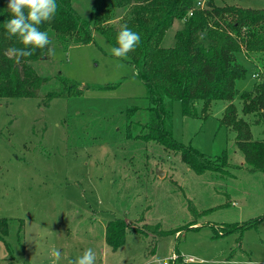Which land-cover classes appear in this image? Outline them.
I'll return each instance as SVG.
<instances>
[{
	"label": "rangeland",
	"instance_id": "rangeland-1",
	"mask_svg": "<svg viewBox=\"0 0 264 264\" xmlns=\"http://www.w3.org/2000/svg\"><path fill=\"white\" fill-rule=\"evenodd\" d=\"M93 1L71 3L90 18ZM202 1L264 8V0ZM126 11L116 8L109 23L118 24ZM181 27L175 20L160 45H172ZM92 34L94 41L64 49L49 32L55 55L32 62L37 74L49 77L38 96L0 98V217L9 221L0 264H56L53 248L62 252L59 264L88 248L96 264H264V173L239 166L235 132L219 124L225 101L213 100L206 115L196 101L195 114L184 115L181 102L172 100L170 129L174 140L210 156L231 148L228 173L198 174L154 141L126 139L125 110L136 106L131 117L145 119L146 89L132 65L107 51L113 46L103 34ZM235 55L246 68L232 101L240 112V94L251 90L256 76L243 51ZM58 72L88 88L44 106ZM106 84L116 85L97 89ZM243 117L252 136L264 138V123ZM119 218L129 227L112 249L103 226ZM228 223L250 226L221 235Z\"/></svg>",
	"mask_w": 264,
	"mask_h": 264
},
{
	"label": "trees",
	"instance_id": "trees-1",
	"mask_svg": "<svg viewBox=\"0 0 264 264\" xmlns=\"http://www.w3.org/2000/svg\"><path fill=\"white\" fill-rule=\"evenodd\" d=\"M195 0H94L90 18H83L72 6L71 0H56L57 10L51 21L39 25L64 49L71 45L94 41L92 29L103 34L113 46L120 26L127 24L140 35L138 46L123 58L135 69L137 78L146 89L145 119L134 120L131 115L137 107L125 110L124 137L140 141H154L164 149L178 153L181 160L195 173L217 170L228 173L231 148L219 156H210L190 145L173 139L170 129V102H181L184 115L195 114L194 103L202 102L201 113L206 115L213 100L225 101L219 124L235 132L234 147L243 156L240 167L264 173V138H254L250 123L243 116L250 115L253 124L264 123V8L240 7L232 4L194 5ZM8 0H0V98H32L49 77L36 73L32 62L49 57L48 49L36 48L20 64L4 55L10 47H25L17 37L8 38L5 29L11 17ZM127 7L126 15L118 24L112 21L114 10ZM175 20L182 27L173 36V43L160 45L166 30ZM50 36V35H49ZM30 47V46H29ZM243 51L255 67L256 79L251 90L240 94L241 110L237 111L233 99L237 93L235 82L245 76L246 68L236 59ZM58 86L44 94L41 104L46 106L52 98L78 96L87 86L70 80L60 72L55 76ZM116 84L97 86L112 88ZM202 115V116H203ZM137 129V130H136ZM134 131H137L134 133ZM232 145V147H233ZM22 223L19 225V231ZM221 235L242 231L250 223H228ZM129 227L123 219L104 224V238L112 249L119 247ZM136 230V229H134ZM9 233V221L0 217V240Z\"/></svg>",
	"mask_w": 264,
	"mask_h": 264
},
{
	"label": "clouds",
	"instance_id": "clouds-1",
	"mask_svg": "<svg viewBox=\"0 0 264 264\" xmlns=\"http://www.w3.org/2000/svg\"><path fill=\"white\" fill-rule=\"evenodd\" d=\"M57 10L56 0H8L7 11L11 17L5 24L9 39L17 37L25 46L23 48L10 47L4 51L10 59L20 64L22 58L31 56L36 48H46L50 44L48 33L39 27L46 21H51ZM140 42V35L130 29L127 24L120 26L115 47H108L107 51L118 58H126ZM30 46V47H29ZM50 55H55L54 49H48ZM51 256L56 264L62 257L59 249L53 248ZM97 255L92 248H88L69 264H96Z\"/></svg>",
	"mask_w": 264,
	"mask_h": 264
},
{
	"label": "built area",
	"instance_id": "built-area-1",
	"mask_svg": "<svg viewBox=\"0 0 264 264\" xmlns=\"http://www.w3.org/2000/svg\"><path fill=\"white\" fill-rule=\"evenodd\" d=\"M202 0H197L196 1V6H202ZM176 256L173 254L171 257H170V260H173L174 258H175ZM188 260H192V258L191 257H187V258H185V261H188ZM162 264H168L166 261H163V263Z\"/></svg>",
	"mask_w": 264,
	"mask_h": 264
},
{
	"label": "crops",
	"instance_id": "crops-1",
	"mask_svg": "<svg viewBox=\"0 0 264 264\" xmlns=\"http://www.w3.org/2000/svg\"><path fill=\"white\" fill-rule=\"evenodd\" d=\"M103 230H104V226H103ZM105 239V238H104Z\"/></svg>",
	"mask_w": 264,
	"mask_h": 264
}]
</instances>
